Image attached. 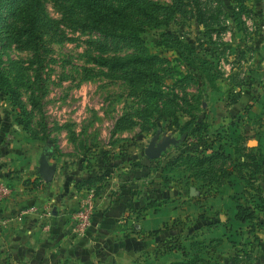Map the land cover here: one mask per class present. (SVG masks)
I'll use <instances>...</instances> for the list:
<instances>
[{
	"label": "rangeland",
	"instance_id": "obj_1",
	"mask_svg": "<svg viewBox=\"0 0 264 264\" xmlns=\"http://www.w3.org/2000/svg\"><path fill=\"white\" fill-rule=\"evenodd\" d=\"M135 1L154 9L153 17L159 20L143 25L139 42L99 35L83 27L81 14L69 12L64 1L40 0L43 23L37 27L33 48L22 38H4L1 29L8 6L0 0V72L14 89L5 93L0 88V137L6 145L2 153L11 144L21 156L22 140L35 141L37 151H49L48 162L75 165L78 171L93 167L97 173L116 155V164L139 170L140 179L153 185L151 192L169 189L175 207L188 201L190 189L197 198L221 193L223 211H229L227 199L235 200L252 211L246 226L255 227L264 192L261 21L250 9L240 10L241 0ZM130 17L139 19L131 13ZM139 53L158 60L137 91L126 83L130 75L107 71L92 60ZM141 89L158 94L149 100L142 97ZM22 106L29 113L25 129L16 121ZM196 120L202 123L196 125ZM162 139L169 144L144 169V147ZM212 152L223 157L195 166L199 170L195 178L182 169L180 156ZM253 167L257 172H251ZM0 180L14 189L11 178L0 175ZM203 207L204 213L212 212L211 205ZM10 218L3 216L0 226L12 224ZM171 224L177 226L179 219ZM180 226L184 229L185 224ZM7 233L0 235V264H22L12 259L21 245L12 244L15 233ZM4 235L9 237L3 239ZM173 235L170 244L177 255L178 234Z\"/></svg>",
	"mask_w": 264,
	"mask_h": 264
},
{
	"label": "crops",
	"instance_id": "obj_2",
	"mask_svg": "<svg viewBox=\"0 0 264 264\" xmlns=\"http://www.w3.org/2000/svg\"><path fill=\"white\" fill-rule=\"evenodd\" d=\"M241 2L257 15L264 35V0ZM0 138V175L11 178L14 188L0 205V222L10 215L13 223L0 226V235L15 233L9 238L14 240L12 244L21 245L19 254L12 256L15 263L121 264L120 260L127 258L129 264H143L146 258V264H182L198 255L202 260L193 264H264V192L255 212L257 225L250 227L246 225L253 218L252 211L230 199L225 205L229 211H223L221 193L197 198L190 189L188 201L175 207L169 189L151 192L153 185L140 179L139 170L116 164V155L103 163L101 173L93 167L78 171L75 165L47 159L55 171L49 182H43L36 171L42 151H37V143L24 144L22 138L21 156L11 144L3 154L6 145ZM88 188L94 194L90 224L82 235L74 237L70 217L82 191ZM205 203L211 205L210 214L202 211ZM215 205L218 209H213ZM237 206L252 217L237 219ZM17 213L22 215L15 218ZM175 218L179 219L177 226L171 224ZM184 224V229L180 228ZM176 233L182 247L177 255L174 249H166Z\"/></svg>",
	"mask_w": 264,
	"mask_h": 264
},
{
	"label": "trees",
	"instance_id": "obj_3",
	"mask_svg": "<svg viewBox=\"0 0 264 264\" xmlns=\"http://www.w3.org/2000/svg\"><path fill=\"white\" fill-rule=\"evenodd\" d=\"M68 4L69 12L73 10L77 11L84 22L81 23L83 27L89 30L97 32L99 35L109 37L110 39H123L131 42H139L141 40V32L143 25H149L151 23L158 24L159 20L155 19V10L149 6H144L135 0H114L119 1L121 4L110 5L105 4L99 0H62ZM118 2V3H119ZM240 10L247 9L242 2H240ZM8 6L3 20L5 24L2 25L1 29L5 33L4 38L17 40L22 38L23 41L32 43L35 48L36 41L38 39L37 27L40 23H43L41 19L42 6L40 0H6ZM130 13L137 16L139 19L135 21L130 17ZM80 18V19H81ZM16 22L19 25H16ZM96 65L101 68H105L107 71H118L127 75H130L126 79V83L132 87L133 90L137 91L139 86L144 82V78H149L147 72L149 71L150 65H153L155 60L158 58L155 55L147 53H139L135 55L125 56H97L92 59ZM0 88L5 93L14 92V89L9 86V81L0 72ZM141 89L142 97L151 98L153 100L158 93L153 91H143ZM20 119H16L17 123L25 129L29 124V113L23 108L21 109ZM201 120H196L194 124L200 125ZM186 127V126H185ZM227 156V155H226ZM217 157H223L222 153L212 152L208 155H184L180 156L182 159L184 171H189L188 174L193 178L198 176L199 170L194 169L195 166H199L205 162H209ZM147 164H142L144 169H147L150 159L144 156ZM252 168L251 172H257ZM259 171V170H258ZM214 188V187H211ZM218 191L217 188L214 192ZM237 212L235 217L239 220L244 218H250L251 215L246 214V210L240 206H237ZM155 232V231H153ZM179 250H182L180 245L177 246ZM171 244L166 246V249H170ZM182 255L186 256V254ZM202 259L198 255H192L189 260L183 261L182 264H193L200 262Z\"/></svg>",
	"mask_w": 264,
	"mask_h": 264
},
{
	"label": "built area",
	"instance_id": "obj_4",
	"mask_svg": "<svg viewBox=\"0 0 264 264\" xmlns=\"http://www.w3.org/2000/svg\"><path fill=\"white\" fill-rule=\"evenodd\" d=\"M10 190L6 184L0 180V201L6 198ZM94 206V195L91 190L79 197L77 207L73 211L71 219V233L75 236L82 233L89 227L90 217Z\"/></svg>",
	"mask_w": 264,
	"mask_h": 264
},
{
	"label": "water",
	"instance_id": "obj_5",
	"mask_svg": "<svg viewBox=\"0 0 264 264\" xmlns=\"http://www.w3.org/2000/svg\"><path fill=\"white\" fill-rule=\"evenodd\" d=\"M169 144L168 139H162L156 144L153 141H149L143 149V155L152 160L159 156L160 152ZM48 150L44 149L41 151L38 162H37V173L38 176L42 179L43 182H49L52 178V175L55 171L54 164L47 163L48 159Z\"/></svg>",
	"mask_w": 264,
	"mask_h": 264
}]
</instances>
